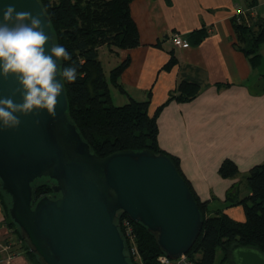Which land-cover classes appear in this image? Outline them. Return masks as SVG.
<instances>
[{
    "label": "water",
    "instance_id": "1",
    "mask_svg": "<svg viewBox=\"0 0 264 264\" xmlns=\"http://www.w3.org/2000/svg\"><path fill=\"white\" fill-rule=\"evenodd\" d=\"M32 11L54 32L38 0H0ZM58 65L62 66L61 58ZM15 77H0V98L20 102ZM15 91V94H14ZM65 89L57 114L20 116L15 129H0V191L7 213L40 264H130L119 215L146 228L162 254L185 255L202 229L198 204L166 153L124 150L98 157L67 113ZM39 120L37 125L34 120ZM50 182L51 194L34 199L35 184ZM233 264H264L252 247L230 251Z\"/></svg>",
    "mask_w": 264,
    "mask_h": 264
},
{
    "label": "crops",
    "instance_id": "2",
    "mask_svg": "<svg viewBox=\"0 0 264 264\" xmlns=\"http://www.w3.org/2000/svg\"><path fill=\"white\" fill-rule=\"evenodd\" d=\"M129 9L139 43L108 54L115 62L106 74L128 62L118 80L123 93L113 89L127 100H148L149 115L160 108L157 147L177 160L195 198L206 203V215L221 212L243 222L242 206L231 205L226 194L246 198L249 190L240 192L246 185L241 179L264 162V69H259L262 59L252 68L237 48L233 18L242 9L245 24L264 19V0H133ZM174 35L187 46L176 47ZM182 82L197 86V95L166 103ZM225 160L237 167V177L219 174ZM14 240L0 204V264H32ZM10 252L16 257L7 262Z\"/></svg>",
    "mask_w": 264,
    "mask_h": 264
},
{
    "label": "trees",
    "instance_id": "3",
    "mask_svg": "<svg viewBox=\"0 0 264 264\" xmlns=\"http://www.w3.org/2000/svg\"><path fill=\"white\" fill-rule=\"evenodd\" d=\"M38 1L50 20L54 44H63L71 53L70 60L61 58V68L69 64L77 66L76 80L64 84L67 113L92 151L101 158L124 150L150 149L154 153L162 152L156 143V117L160 108L149 115L148 100L139 102L129 99L124 105H113L110 88L123 93L118 80L128 62H121L106 74L99 58L101 48H106L109 54L138 45V31L129 9L133 0ZM242 17L243 15L233 18L237 48L245 54L252 68H256L262 59L261 47L264 50V19L254 24H245L241 22ZM173 63L171 59L166 67ZM262 80L264 84V75ZM198 91L197 86L182 82L179 84L178 94L170 93L166 103L172 100H190ZM170 158L178 168L177 160L171 156ZM219 174L234 178L237 177L238 170L231 161L225 160L219 168ZM244 179L249 190L246 198L238 200L231 191L226 194V201L231 205L242 206L243 222L234 221L221 212L207 216L209 209L206 203L198 201L189 187L203 220L201 233L187 253L195 264H215L218 250L223 253L220 264H233L230 251L237 247L256 248L264 254V162L251 168ZM34 186L35 200L52 193L50 182L46 180H40ZM0 204L7 225L19 242L17 249L22 250L32 264H40L21 238L16 225L9 219L7 199L1 191ZM124 218L128 217L122 213L118 219L120 221ZM129 223L141 263L158 264L157 258L162 252L154 235L139 224ZM120 233L123 235L121 228ZM196 255L197 258L194 257ZM128 262L134 264L130 258Z\"/></svg>",
    "mask_w": 264,
    "mask_h": 264
},
{
    "label": "clouds",
    "instance_id": "4",
    "mask_svg": "<svg viewBox=\"0 0 264 264\" xmlns=\"http://www.w3.org/2000/svg\"><path fill=\"white\" fill-rule=\"evenodd\" d=\"M45 26L40 15L18 11L15 3L0 8V77L14 76L20 93L18 103L11 96L0 98V129H15L20 116L40 110L55 117L65 82L77 78V66L58 65L60 58L70 60L71 53L63 44L49 45Z\"/></svg>",
    "mask_w": 264,
    "mask_h": 264
},
{
    "label": "built area",
    "instance_id": "5",
    "mask_svg": "<svg viewBox=\"0 0 264 264\" xmlns=\"http://www.w3.org/2000/svg\"><path fill=\"white\" fill-rule=\"evenodd\" d=\"M244 13V11L241 9H238L236 11L235 17H239ZM172 43L181 49L185 48L187 46V43L181 39L180 36L174 35L172 37ZM128 219V220H127ZM127 219H122L119 221L120 228L122 229L123 236L126 240L127 243V248H128V255L129 258L132 260L134 264H142L140 257L138 255V252L136 250L135 244H134V239L132 235V229L129 223V218ZM132 222V221H131ZM8 247V246H6ZM16 257V254L14 252H10V254L7 257V262H10L13 258ZM158 264H195L194 260L189 258L187 254L181 255L180 257L176 259H171L167 257L164 254H161L157 258Z\"/></svg>",
    "mask_w": 264,
    "mask_h": 264
},
{
    "label": "rangeland",
    "instance_id": "6",
    "mask_svg": "<svg viewBox=\"0 0 264 264\" xmlns=\"http://www.w3.org/2000/svg\"><path fill=\"white\" fill-rule=\"evenodd\" d=\"M263 47H261V51L260 53L264 54V50H262ZM100 60L103 64L104 70L107 71L108 70V65H112L115 60L112 56H109L107 53V49L103 48L102 51L100 52ZM259 69H264V57H262V62L259 66ZM110 95H111V101L112 104L115 106H121L124 105L126 103H128L129 100H127V97H125L123 94H119L118 92H116L113 88H110ZM241 181H243V183L245 182V179H241ZM245 184L240 185V192H243L246 187ZM195 258H197V255L194 256ZM223 257V253L221 250H218L216 253V258H215V264H220V261Z\"/></svg>",
    "mask_w": 264,
    "mask_h": 264
}]
</instances>
